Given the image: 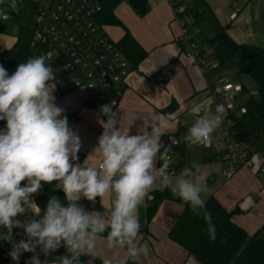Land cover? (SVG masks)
<instances>
[{
    "label": "clouds",
    "instance_id": "obj_1",
    "mask_svg": "<svg viewBox=\"0 0 264 264\" xmlns=\"http://www.w3.org/2000/svg\"><path fill=\"white\" fill-rule=\"evenodd\" d=\"M50 59L32 57L18 64L11 75L0 65V121L6 122L0 129V240L11 244V259L19 264L23 253H32L26 264H42L37 247L45 256L63 247L70 257L60 255L59 264H82L81 257L93 254L97 237L104 233L109 248H125L133 259L148 257V244L137 246L136 241L141 239L139 208L153 198L154 189H168L194 215L203 213L209 239L214 240L216 229L204 199L208 174L196 162L178 174L175 169L169 171L173 160L169 149L161 151L159 123L133 135L130 127L122 130L112 108L115 101L102 105L104 118L98 123L103 132L85 160L79 161L82 140L70 126L65 109L56 104L55 86L50 87L56 75L47 62ZM227 111L220 103L214 108L202 106L186 131L185 142L209 146ZM158 154L163 163H158ZM53 182L54 191H62L67 203L52 195L42 210L34 195ZM105 198L111 202L107 218L80 203L82 199L102 203ZM27 213L33 218L18 219ZM14 228L22 229L25 238L14 240Z\"/></svg>",
    "mask_w": 264,
    "mask_h": 264
},
{
    "label": "crops",
    "instance_id": "obj_2",
    "mask_svg": "<svg viewBox=\"0 0 264 264\" xmlns=\"http://www.w3.org/2000/svg\"><path fill=\"white\" fill-rule=\"evenodd\" d=\"M128 1L125 0L116 9L115 16L148 55L138 69H133L129 63L130 75L123 86L121 104L113 109L117 119H120L122 130L127 131L130 127V134L134 135L149 125L159 123L164 148L171 143L169 155L173 163L169 171H180L186 165L198 163L201 171L208 174V191L204 199H216L227 211L234 213L233 222L237 226L249 236L256 235L264 226V178L258 179L246 169L227 178L222 167L214 163L216 151L213 147L189 145L184 140L187 129L196 119L198 108L207 103L206 88L213 85V74H202L194 61L182 53L179 42L181 29L168 1L147 0L150 10L145 17H139ZM178 1L188 7L202 2L207 8L199 26L194 24L190 28L191 32L196 33L194 39L203 54L212 55L208 40L221 33H226L238 45L264 50V0ZM12 2L4 0L0 4V11L8 7L7 13L10 16L8 20H2L0 14V54L10 51L19 35V27L11 12L19 13L24 6L15 0V7H12ZM235 6L240 11L233 18ZM100 28L116 45L125 34L124 29L118 26ZM159 77L165 78L163 84L157 81ZM51 86H55L53 94L56 96V104L65 109L70 126L81 137L82 148L78 155L79 161L83 162L103 132L98 119L104 118L100 115V108L106 104L99 99L97 91L75 89L70 81L62 84L52 81ZM175 140L181 141V144L174 146ZM157 160L163 163L159 161V154ZM165 190L169 191L154 189L150 195L154 197L155 193ZM171 197L172 200L163 199L153 215L149 213L152 199H146L145 204L139 208L141 231L146 230L147 237H141L136 244L147 243L149 255L135 259L138 264H198L188 252L169 238L175 216L183 211V206L175 201L178 197L172 193ZM80 203L90 212L101 211L106 218L111 209L109 198H105L102 203L99 199L95 202L82 199ZM130 258L125 248H109L107 240L98 236L93 254L82 264H103L104 260L111 261V264H127ZM47 264H59V258L54 255Z\"/></svg>",
    "mask_w": 264,
    "mask_h": 264
},
{
    "label": "built area",
    "instance_id": "obj_3",
    "mask_svg": "<svg viewBox=\"0 0 264 264\" xmlns=\"http://www.w3.org/2000/svg\"><path fill=\"white\" fill-rule=\"evenodd\" d=\"M165 1L170 3L181 29L179 42L182 53L194 61L202 74H213L214 83L206 88L207 103L201 105L198 110L208 105L214 108L216 103L224 104L228 108L222 126L213 133L211 144L203 147L215 149L214 163L222 167L225 177L230 178L238 171L246 169L253 172L256 178H264V156L239 142L235 132L237 123L247 113L246 103L252 99H259L258 90H251L245 84L232 82L225 73L219 72L222 70L219 63L212 55L203 54L194 39L196 33L190 31L195 20L189 14L188 6L178 0ZM17 2L23 6L29 3L34 9V31L30 42L34 51L32 57L47 55L51 58L47 62L55 71L56 80L53 81L58 84L70 81L75 89L97 91L102 102L111 104L115 101L112 108L117 109L124 95L123 86L130 75V65L96 21L101 12L99 2L97 0H17ZM8 10V7L3 9L2 20L10 18ZM239 11V7L235 6L233 18L237 17ZM44 47L48 48L45 52L42 50ZM157 81L163 84L165 78L159 77ZM2 128L3 125L0 123V129ZM180 144L179 140L173 142L174 146ZM35 196L36 194L34 200ZM30 218H33L32 213L18 217L22 221ZM24 238L22 229H13L14 240ZM10 251L11 249L0 251V256L8 259V264H16L9 255ZM36 253L38 254V251ZM24 254L21 255L19 264L23 263ZM54 255L53 252L48 256L43 253L40 255V261L43 264L44 261L53 259Z\"/></svg>",
    "mask_w": 264,
    "mask_h": 264
},
{
    "label": "trees",
    "instance_id": "obj_4",
    "mask_svg": "<svg viewBox=\"0 0 264 264\" xmlns=\"http://www.w3.org/2000/svg\"><path fill=\"white\" fill-rule=\"evenodd\" d=\"M101 6V12L96 21L100 26H118L124 29L123 38L117 43V47L131 64L133 69H138L140 64L147 57V52L136 42L130 32L116 18L115 11L125 0H97ZM139 17H145L149 10L147 0L128 1ZM188 12L193 16L195 25L204 20L207 8L202 2L188 7ZM33 7L27 3L19 12H11V16L19 27V35L14 47L7 52L0 54V65H3L11 75L18 64L30 59L34 51L30 46L33 35ZM212 49V57L223 69L228 64H234L240 74L247 75L254 83L259 92V99L249 100L246 103L247 113L236 125V139L253 148L257 153L264 156V50L255 46L238 45L226 33H221L208 40ZM47 47L42 48L43 52ZM241 57V63H235ZM5 126V121H0ZM53 184H44L42 190L36 194L35 202L43 210L50 196L56 195L62 203L64 193L54 191ZM163 199L172 200L169 191H159L154 194L149 207L150 215L158 210V205ZM183 206L180 215L175 216V223L169 232L170 240L184 249L198 264H264V226L254 235L249 236L245 230L233 222V212L227 211L216 199L206 201L207 210L211 213L212 223L215 225V239H209L207 224L203 217L194 215L187 204L179 198L175 200ZM42 214V213H41ZM2 233L3 231L0 230ZM107 233L100 236L105 237ZM141 237H147V231H141ZM11 244L0 240V251L11 249ZM38 259L43 254L40 247H37ZM58 258L60 255H69L66 249L61 247L53 252ZM32 253H25L23 263L32 256ZM89 257H81V261H88ZM8 259L0 256V264H8ZM127 264H138L132 257Z\"/></svg>",
    "mask_w": 264,
    "mask_h": 264
},
{
    "label": "rangeland",
    "instance_id": "obj_5",
    "mask_svg": "<svg viewBox=\"0 0 264 264\" xmlns=\"http://www.w3.org/2000/svg\"><path fill=\"white\" fill-rule=\"evenodd\" d=\"M239 59H242V58L241 57L237 58L235 60V63H237V64L241 63L239 61ZM219 72L225 73L228 76V79L232 82L245 84L251 90L256 89L254 83L250 80V78L245 74H240L234 64H228L226 67H224ZM0 230H2V229H0Z\"/></svg>",
    "mask_w": 264,
    "mask_h": 264
},
{
    "label": "water",
    "instance_id": "obj_6",
    "mask_svg": "<svg viewBox=\"0 0 264 264\" xmlns=\"http://www.w3.org/2000/svg\"><path fill=\"white\" fill-rule=\"evenodd\" d=\"M171 148V143L169 142L167 145H166V147L163 149V151L165 150V149H170Z\"/></svg>",
    "mask_w": 264,
    "mask_h": 264
}]
</instances>
